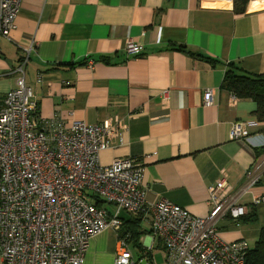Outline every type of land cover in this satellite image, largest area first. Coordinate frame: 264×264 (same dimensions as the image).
I'll return each mask as SVG.
<instances>
[{
    "label": "crops",
    "instance_id": "obj_1",
    "mask_svg": "<svg viewBox=\"0 0 264 264\" xmlns=\"http://www.w3.org/2000/svg\"><path fill=\"white\" fill-rule=\"evenodd\" d=\"M15 23L8 36L0 34V102L15 87L12 71L22 47L33 41L25 81L39 116L59 117L65 125L73 120L124 125L121 143L113 138L99 162L138 158L147 202L165 199L205 216L210 184L223 178L237 193L244 172L264 161V123L255 116V102L222 87L228 63L264 74V0H237L232 6L215 0H21ZM129 39L143 45L141 54H125ZM207 88L213 92L209 106L202 103ZM237 121L250 123L248 138L230 137ZM261 196L264 168L236 198L255 220H219L222 240L253 247L264 227V199L254 203ZM120 217L139 218V242L144 237L142 247H152L145 250L147 262L163 263L164 247L150 233L149 215ZM117 233L107 228L93 236L83 264H113Z\"/></svg>",
    "mask_w": 264,
    "mask_h": 264
},
{
    "label": "built area",
    "instance_id": "obj_2",
    "mask_svg": "<svg viewBox=\"0 0 264 264\" xmlns=\"http://www.w3.org/2000/svg\"><path fill=\"white\" fill-rule=\"evenodd\" d=\"M215 1L229 6L234 2ZM20 5L21 0H0V34L8 36L15 29ZM33 47V41L22 47L12 71L15 87L0 102V264H83L93 236L121 228V212L149 215L150 233L164 247V264H245L249 246L244 240H222L217 222L229 217L238 223L247 213L246 206L237 203V193L259 180L264 161L244 172L237 193L223 178L210 184L211 209L205 216L165 199L149 203L141 187L143 163L138 158L99 162L100 152L112 146L113 138L121 143L124 125L109 120H73L65 125L59 117L39 116L32 87L25 81ZM124 50L127 56H137L143 45L129 39ZM212 95L209 88L203 92V105L212 103ZM249 124L233 123L230 137L248 138ZM262 199L257 197L254 203ZM126 239L118 238L113 264L148 261L143 257L135 262ZM143 247L152 248L150 243Z\"/></svg>",
    "mask_w": 264,
    "mask_h": 264
},
{
    "label": "trees",
    "instance_id": "obj_3",
    "mask_svg": "<svg viewBox=\"0 0 264 264\" xmlns=\"http://www.w3.org/2000/svg\"><path fill=\"white\" fill-rule=\"evenodd\" d=\"M235 2L237 0H234ZM242 3L248 0H240ZM207 61L214 63L211 58H206ZM222 87L228 90L232 95L240 99H251L256 104L255 116L260 123H264V74H252L245 71L241 66L235 63H228L224 77L222 80ZM99 203V202H98ZM256 218L253 211L245 214L238 220L240 222H252ZM137 219L124 221L122 219V226L117 231L118 238L126 237L131 251H136L138 259L148 257V253L139 242L140 235L143 230L140 229ZM245 264H264V227L261 228L259 236L253 245L248 248L246 254Z\"/></svg>",
    "mask_w": 264,
    "mask_h": 264
},
{
    "label": "rangeland",
    "instance_id": "obj_4",
    "mask_svg": "<svg viewBox=\"0 0 264 264\" xmlns=\"http://www.w3.org/2000/svg\"><path fill=\"white\" fill-rule=\"evenodd\" d=\"M143 240H144V237H143ZM141 241V244H142V242H143V244H144V241ZM159 250H154V254L156 255V257H158L159 256ZM135 255H136V251H135ZM1 260H2V256H1V254H0V263H1ZM157 260H159V258L157 259ZM164 262H165V260H164ZM164 262L163 263H161V264H164Z\"/></svg>",
    "mask_w": 264,
    "mask_h": 264
},
{
    "label": "water",
    "instance_id": "obj_5",
    "mask_svg": "<svg viewBox=\"0 0 264 264\" xmlns=\"http://www.w3.org/2000/svg\"><path fill=\"white\" fill-rule=\"evenodd\" d=\"M139 264H149L146 260H141Z\"/></svg>",
    "mask_w": 264,
    "mask_h": 264
},
{
    "label": "bare ground",
    "instance_id": "obj_6",
    "mask_svg": "<svg viewBox=\"0 0 264 264\" xmlns=\"http://www.w3.org/2000/svg\"><path fill=\"white\" fill-rule=\"evenodd\" d=\"M233 139V138H232Z\"/></svg>",
    "mask_w": 264,
    "mask_h": 264
}]
</instances>
